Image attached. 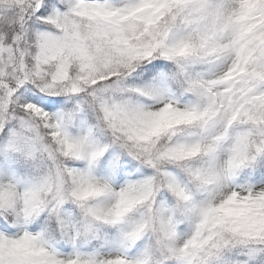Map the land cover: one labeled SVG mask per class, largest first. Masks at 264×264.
Returning <instances> with one entry per match:
<instances>
[{"label":"snow or ice","instance_id":"snow-or-ice-1","mask_svg":"<svg viewBox=\"0 0 264 264\" xmlns=\"http://www.w3.org/2000/svg\"><path fill=\"white\" fill-rule=\"evenodd\" d=\"M0 264H264V0H0Z\"/></svg>","mask_w":264,"mask_h":264}]
</instances>
